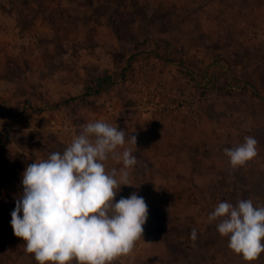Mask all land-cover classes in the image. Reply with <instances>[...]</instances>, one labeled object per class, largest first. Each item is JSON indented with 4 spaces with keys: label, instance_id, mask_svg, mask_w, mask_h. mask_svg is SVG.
Masks as SVG:
<instances>
[{
    "label": "crops",
    "instance_id": "obj_1",
    "mask_svg": "<svg viewBox=\"0 0 264 264\" xmlns=\"http://www.w3.org/2000/svg\"><path fill=\"white\" fill-rule=\"evenodd\" d=\"M58 1H52L46 9L48 13L39 12L49 27L50 16L62 8L55 5ZM11 2L0 0V25L8 16ZM128 13H131L129 23L121 21V26L113 25L108 14L106 25L99 27L101 38L93 40L96 51L103 48L109 52L117 47L113 58L110 51L104 57L100 54L101 60H95L101 67L97 65V70L104 71L97 78L99 91H106L117 82L120 94L113 100L125 98L121 85L129 71L121 74L126 63L118 61L126 45L131 55L147 50L141 53L147 59L149 51L155 49L150 55L154 68L173 71L179 84L203 91L202 84L215 79L214 84L210 81L204 89L208 118L203 127L193 125L181 112L147 119L134 106L109 104L99 111L85 110L98 116L88 122L102 120L126 131L124 147L132 150L137 164L128 169L131 186L122 185L115 199L135 192L145 199L149 210L144 225L151 227L149 235L141 237L128 255L111 264H210L206 244L217 241L211 225L218 221L209 222V214L219 202L235 204L244 199V191H249L245 176L253 174L252 171L264 173V168L251 169L250 161L233 168L224 152L225 148L242 144L247 136L264 137V44L249 38L253 31H264V0H160L159 5L149 9L145 21L137 11ZM128 13H124L122 20L129 17ZM52 21L58 23L57 18ZM35 29L38 35L39 28ZM5 33L6 37L12 35V31ZM28 36L35 38L32 33ZM116 57L119 59L115 60ZM127 62L131 64L132 60ZM115 68L118 70L114 72ZM71 72L56 74L55 81L64 77L69 80ZM133 72L134 67L129 75ZM137 72L136 67L135 76ZM231 78L241 84L234 91L229 89ZM70 91L66 86L65 92ZM128 94L133 95V91L128 90ZM131 135L136 136V145L130 142ZM119 151L122 153L123 149ZM26 156L30 163L41 160L33 152ZM104 163L109 171L123 167L122 161L118 163L111 157ZM192 229L197 232L195 242L190 238ZM157 247L163 249L159 251ZM145 253L149 258L142 262Z\"/></svg>",
    "mask_w": 264,
    "mask_h": 264
},
{
    "label": "rangeland",
    "instance_id": "obj_2",
    "mask_svg": "<svg viewBox=\"0 0 264 264\" xmlns=\"http://www.w3.org/2000/svg\"><path fill=\"white\" fill-rule=\"evenodd\" d=\"M52 1L57 0H12L6 14L8 16L0 25V120L3 125L11 127L8 138H0V264H38L34 254L25 251V241L14 235L11 226V213L17 200L23 195L22 173L26 166L31 164V161L26 159V154L33 152L39 159L44 160L54 152L62 153L69 140L64 129L59 128L63 118L74 119V125L78 132H81L82 124L97 116L87 114L86 109L99 111L109 104L133 107L134 83L143 62L156 73H161L150 61V55L155 49L149 51V59L141 54H145L147 50L135 53L140 55L134 59L135 55L130 54V48L126 45L122 58L118 61L126 63L121 74L125 75V71H129L124 84L121 85V88H125L123 92H126V95L123 99L113 100L120 94V90L115 86L117 82H113L108 90L99 91L97 78L104 71L97 70L98 63L95 60H101L100 54L104 57V54L110 51V57L113 58L114 49L117 47H112L109 52L103 48L96 51L93 44V40L101 38L99 27L106 25L108 14L112 16L110 22L117 26L121 21L129 23L131 13L128 12L131 11L140 13V19L145 21L149 9L159 5L160 0H59L55 5L60 4L62 8L57 9L53 17L50 16L49 27L40 18L39 12L48 13L46 9ZM154 1L159 3L155 4ZM124 13H128L129 17L122 20L126 16ZM43 15L48 17L47 14ZM55 18L58 23L52 21ZM37 27L38 35L35 33ZM7 30L12 31L10 37H6ZM31 33L35 34V38L28 36ZM127 60H132L131 64ZM133 67L134 72L130 76ZM136 67L138 72L135 76ZM116 70L118 69H113L114 72ZM65 71H72L71 78L65 80L64 77L55 81L56 74ZM214 79H210L212 84ZM233 81L234 79L231 80L232 84H236L238 89L241 84ZM66 86L71 88L70 93L65 92ZM63 90L64 93H61ZM128 90L130 93L133 91V95H127ZM178 112L183 113V118L190 120L184 110ZM207 118L203 108L202 125H196L191 120L190 122L197 127H203ZM255 139L258 141V154L250 160L249 166L251 169L255 167L257 171L264 168V137ZM252 172L254 173L245 176L249 180V191H244V200L251 199L254 206H264V173ZM217 223L211 225L212 234L216 236L214 239L217 241L215 244L213 240L206 244L209 248L206 250L210 264H264V253L249 262L231 250L228 238L219 234ZM149 232L151 227L144 226L141 237L145 238L144 235H149ZM162 249L157 247L159 251ZM207 254L204 259L206 263ZM147 258L149 256L145 253L142 262ZM72 264H76V261H72Z\"/></svg>",
    "mask_w": 264,
    "mask_h": 264
},
{
    "label": "clouds",
    "instance_id": "obj_3",
    "mask_svg": "<svg viewBox=\"0 0 264 264\" xmlns=\"http://www.w3.org/2000/svg\"><path fill=\"white\" fill-rule=\"evenodd\" d=\"M81 129L62 153L35 161L22 173L23 195L11 213V226L38 264H111L128 255L144 233L145 199L135 192L115 199L122 185L131 186L128 169L137 164L132 150L124 147L126 131L102 120ZM130 142L136 145V136ZM257 144L247 136L239 146L225 148L231 166L256 157ZM109 157L123 167L107 170ZM208 220L219 221V234L244 260L264 253V206H254L251 199L222 201ZM190 238L196 241V229Z\"/></svg>",
    "mask_w": 264,
    "mask_h": 264
},
{
    "label": "built area",
    "instance_id": "obj_4",
    "mask_svg": "<svg viewBox=\"0 0 264 264\" xmlns=\"http://www.w3.org/2000/svg\"><path fill=\"white\" fill-rule=\"evenodd\" d=\"M249 38L257 39L264 44V31H253L249 34ZM208 82L210 80L202 84L204 89ZM204 89L202 91L188 84H179L172 71L156 73L143 62L134 83V109L142 118L147 119L184 110L192 123L200 126L203 122ZM229 89L234 91L237 85L230 82ZM2 123L3 121L0 120V138H8L11 127ZM59 128L64 129L69 144L80 133L74 125V119L70 117L63 118Z\"/></svg>",
    "mask_w": 264,
    "mask_h": 264
},
{
    "label": "trees",
    "instance_id": "obj_5",
    "mask_svg": "<svg viewBox=\"0 0 264 264\" xmlns=\"http://www.w3.org/2000/svg\"><path fill=\"white\" fill-rule=\"evenodd\" d=\"M203 108H204V106H203ZM204 112H205V110H204Z\"/></svg>",
    "mask_w": 264,
    "mask_h": 264
}]
</instances>
